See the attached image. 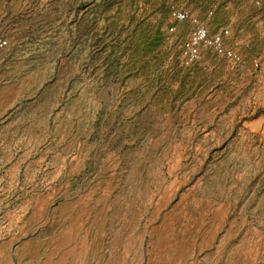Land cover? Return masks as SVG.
<instances>
[{"label":"rangeland","instance_id":"1","mask_svg":"<svg viewBox=\"0 0 264 264\" xmlns=\"http://www.w3.org/2000/svg\"><path fill=\"white\" fill-rule=\"evenodd\" d=\"M0 264H264V0H0Z\"/></svg>","mask_w":264,"mask_h":264},{"label":"built area","instance_id":"2","mask_svg":"<svg viewBox=\"0 0 264 264\" xmlns=\"http://www.w3.org/2000/svg\"><path fill=\"white\" fill-rule=\"evenodd\" d=\"M171 17L175 19L176 21H183L185 19V15L179 13V12H171ZM200 42H203L204 44H207L209 47L214 49L216 52L220 54H225L227 57L233 59V61L238 62L239 58L234 55V53L230 50L224 51L221 48L222 44V38L219 36L207 38L206 32L201 28H195V30L192 32L188 43L185 46V55L187 56V53L189 54V57H196L197 52V46L200 44ZM235 56V57H234Z\"/></svg>","mask_w":264,"mask_h":264}]
</instances>
